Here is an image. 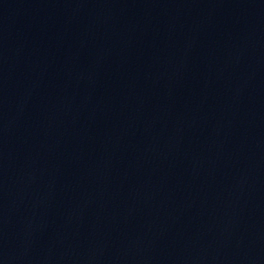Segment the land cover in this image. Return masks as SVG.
I'll return each instance as SVG.
<instances>
[{
    "label": "water",
    "instance_id": "obj_1",
    "mask_svg": "<svg viewBox=\"0 0 264 264\" xmlns=\"http://www.w3.org/2000/svg\"><path fill=\"white\" fill-rule=\"evenodd\" d=\"M0 264H264V0H0Z\"/></svg>",
    "mask_w": 264,
    "mask_h": 264
}]
</instances>
